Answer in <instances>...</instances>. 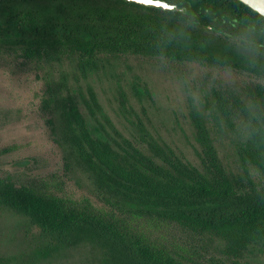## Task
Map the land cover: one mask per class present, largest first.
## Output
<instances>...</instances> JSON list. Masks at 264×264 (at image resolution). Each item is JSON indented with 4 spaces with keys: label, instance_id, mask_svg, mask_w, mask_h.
<instances>
[{
    "label": "trees",
    "instance_id": "16d2710c",
    "mask_svg": "<svg viewBox=\"0 0 264 264\" xmlns=\"http://www.w3.org/2000/svg\"><path fill=\"white\" fill-rule=\"evenodd\" d=\"M165 1L181 9L132 0H0V49H21L29 58L70 52L79 56L78 72L85 77L99 70L102 51H133L227 64L264 78V65L252 68L239 48L250 33L264 60V19L259 18L264 15L241 0ZM48 90L63 121L69 153L113 202L196 230L216 231L237 264H253L241 260L251 246L264 250V184L257 187L246 170L252 188L238 190L242 182L230 179L221 167L201 114H195L194 121L210 158L205 172L152 138L147 140L151 153L145 154L116 129L112 135L99 119L109 120L93 88L81 100L80 91L66 81ZM136 93L143 90L137 88ZM214 95L212 103L222 118L246 119L241 101L250 96L264 99V84H252L242 96L217 90ZM125 101L122 96L123 106ZM82 104L95 124L81 111ZM242 151L264 174V137L246 140ZM0 205L26 217L38 231V247L23 256L27 264L79 245L98 251L100 264H185L121 223L32 189L0 183Z\"/></svg>",
    "mask_w": 264,
    "mask_h": 264
},
{
    "label": "rangeland",
    "instance_id": "374dc122",
    "mask_svg": "<svg viewBox=\"0 0 264 264\" xmlns=\"http://www.w3.org/2000/svg\"><path fill=\"white\" fill-rule=\"evenodd\" d=\"M98 59L99 70L85 77L78 72L79 56L70 52L29 58L21 49H0V183L92 209L170 251L185 264H237L216 231L196 230L176 220L125 209L99 190L69 153L63 121L48 88L66 81L80 91L79 100L93 88L109 120L101 115L99 119L112 135L116 129L145 154L151 153L147 140L152 138L170 147L181 161L205 172L210 158L194 121L195 114H201L221 167L230 179L242 182L238 190L249 191L252 186L246 170L257 187L264 184V174L242 151L246 140L237 128L244 119L235 115L229 120L222 118L212 100L215 90L242 96L252 84H264V78L229 67L233 83L220 65L133 51H102ZM192 65L207 69L196 71L193 78V86L205 96L200 112L193 110L179 84L191 74ZM212 69L217 72L214 82H210ZM137 88L143 93L138 95ZM81 111L95 124L83 104ZM37 234L26 217L0 205V264H27L23 256L38 247ZM241 261L264 264L262 246H251ZM100 263L98 251L79 245L53 252L35 264Z\"/></svg>",
    "mask_w": 264,
    "mask_h": 264
},
{
    "label": "clouds",
    "instance_id": "9594fccd",
    "mask_svg": "<svg viewBox=\"0 0 264 264\" xmlns=\"http://www.w3.org/2000/svg\"><path fill=\"white\" fill-rule=\"evenodd\" d=\"M252 7L253 9H256L261 7V5L253 4ZM259 18L264 19V16ZM239 48L245 53V58L252 68H257L258 65H264V60L259 59L260 52L250 33L245 35ZM190 67L191 74L181 78L179 84L181 89L190 99L193 110L200 112L205 105V96L198 86H193V78L196 71H206L207 69L200 68L197 65H192ZM223 75L235 83V79L231 76L230 68L227 64L223 66ZM216 78L217 72L215 69H212L210 82H214ZM241 109L246 114V119L242 120L237 128L240 137L244 140L264 137V99L250 96L248 99L241 101Z\"/></svg>",
    "mask_w": 264,
    "mask_h": 264
},
{
    "label": "water",
    "instance_id": "95a60500",
    "mask_svg": "<svg viewBox=\"0 0 264 264\" xmlns=\"http://www.w3.org/2000/svg\"><path fill=\"white\" fill-rule=\"evenodd\" d=\"M132 1L154 7H160L162 9H174V10L181 9L177 4L169 3L165 0H132ZM241 1H243L250 7H252L253 4H260L261 7L256 8L255 10L261 13L262 15H264V0H241Z\"/></svg>",
    "mask_w": 264,
    "mask_h": 264
}]
</instances>
